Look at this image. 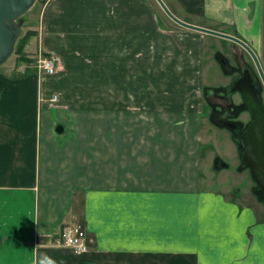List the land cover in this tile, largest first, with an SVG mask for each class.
<instances>
[{
  "label": "crops",
  "instance_id": "1",
  "mask_svg": "<svg viewBox=\"0 0 264 264\" xmlns=\"http://www.w3.org/2000/svg\"><path fill=\"white\" fill-rule=\"evenodd\" d=\"M164 2L242 39L264 71V0ZM33 30L28 58L52 56L57 72L0 65V264L44 253L56 264H264V200L204 183L223 156L205 163L204 141L223 127L204 87L252 71L246 50L157 0H43ZM218 44L235 66L227 75ZM212 57L228 82L209 85ZM75 224L83 254L57 244Z\"/></svg>",
  "mask_w": 264,
  "mask_h": 264
},
{
  "label": "water",
  "instance_id": "2",
  "mask_svg": "<svg viewBox=\"0 0 264 264\" xmlns=\"http://www.w3.org/2000/svg\"><path fill=\"white\" fill-rule=\"evenodd\" d=\"M164 11L176 22L199 31L212 33L224 38L231 39L240 44L255 58L257 65L262 73L260 63L252 48L239 37L226 33L187 23L178 18L167 6L164 0H157ZM37 0H0V65L9 60L15 51L16 44L23 32L22 17L32 9ZM255 78L251 71L246 69L244 74L236 80L234 89L239 91L246 105L254 115L253 120L249 123L244 131L247 144L240 159L242 163L252 171L254 179L264 190V105L261 103L258 93L261 89L257 88ZM61 131V130H59ZM219 167L225 168L228 164L220 161Z\"/></svg>",
  "mask_w": 264,
  "mask_h": 264
},
{
  "label": "rangeland",
  "instance_id": "3",
  "mask_svg": "<svg viewBox=\"0 0 264 264\" xmlns=\"http://www.w3.org/2000/svg\"><path fill=\"white\" fill-rule=\"evenodd\" d=\"M42 7H43V0H37L36 4L32 7V9L28 11L22 17L23 32L20 38H22L26 34V32H28L29 30H30L29 32H32V33L34 32L33 28L35 25L38 24ZM212 48H214V46H211L210 49ZM217 49H218L217 53H220L221 55L222 53L225 54V50L220 44H218ZM219 50L221 52L222 51L224 52L221 53L219 52ZM253 51L258 60L257 53L255 52V50ZM246 52L248 54L247 58L250 60V62L253 65L252 71H253V74L255 75L254 77L259 82L258 85H259V88L261 89V100L264 105V78L260 72V69L257 65L255 58L247 50ZM17 56L18 55L14 51L13 55L9 58L7 62H9L10 64H15V62L17 61ZM215 62L216 61L214 57H212L206 63L207 65L206 76H207V80L209 81L208 82L209 85L223 84V83L228 82L229 78H225L224 76H222V71L220 70L221 67L219 63L216 65ZM262 73L264 74L263 70H262ZM205 92H206V89L204 87V97H205ZM202 93H203V89H202ZM190 95L191 94H187L188 97ZM194 95L195 94H192V96ZM192 96L190 97L192 98ZM232 99L236 105L239 103L241 104L244 101V98L239 91L233 93ZM204 107H205L204 109L207 110L208 112L211 111V109H213L214 107H218V109H221V106L218 104L216 106L209 104L206 97L204 98ZM236 113L239 115H236L235 117H232L231 119V122L235 124L234 126H227V128L223 127V129H218L216 132H214V134H212L208 142L204 141L203 150H204L205 163L209 160L210 157L218 153V154L223 155L221 156L222 160L228 164L225 168L220 167L222 169L221 170L220 168L219 169L213 168V163H211L212 174L206 179L207 183L206 182L204 183L206 186L212 185L214 189L217 188V190L219 189L220 191H224V193L227 192L226 195L233 196V197H236L234 195H237L240 192L239 190H236L235 192H233L235 187L240 188L241 191L243 188H247L249 195L252 197H255L252 192V189L254 190L255 186L258 183L254 179L251 169L242 163V160L240 159V155L238 159L236 147L230 138V134L232 137L233 135L235 136L236 134L239 135V133L242 131V128L244 126L243 124L246 123V121L250 120L251 116L248 110L242 111V110H239V107L236 108ZM205 119L206 118H204V122H206L204 123V130L206 131V133L204 132V136L206 138V136L208 135L207 132H209V129L207 131V128L210 126L208 125L209 123L205 121ZM211 123L213 124V122ZM226 138H229V139L226 140ZM241 143H243L242 137H241ZM205 171L206 169L204 170V172ZM216 171L217 173H215ZM213 172L215 173V177H214ZM208 173H211V171H208Z\"/></svg>",
  "mask_w": 264,
  "mask_h": 264
},
{
  "label": "flooded vegetation",
  "instance_id": "4",
  "mask_svg": "<svg viewBox=\"0 0 264 264\" xmlns=\"http://www.w3.org/2000/svg\"><path fill=\"white\" fill-rule=\"evenodd\" d=\"M230 58L228 57V56H226V55H224V57H222V62L224 63V64H229L230 65ZM230 68H231V71L233 72L234 71V65H230L229 66ZM246 68L247 67H244V69L241 71L240 69L238 70V72L239 73H237L238 75L236 76V78L234 79V81L231 83L230 82V84H228V85H226V86H222V87H225V89H224V91H223V94L220 96V97H218V96H216V98L218 99V100H220L221 99V101L220 102H218L219 104H220V106H221V109H218V107H214L213 109H211V112H210V114H211V116H213V118L211 117V116H209L210 117V119L212 120V121H215L216 120V123L217 124H221V125H225L226 126V128H227V126H234L235 124L233 123V122H231V119H232V117H235L236 115H239V114H237L236 113V108H237V105L239 106L240 105V103L239 104H235L234 102H233V99H232V97H233V93H235V92H237V90H235L234 89V86H235V83H236V80L238 79V78H240L243 74H244V71L246 70ZM249 69V68H248ZM251 71V70H250ZM223 72H224V69H223ZM226 75V74H225ZM251 75L254 77L255 75L253 74V71H251ZM255 78V77H254ZM255 80H256V78H255ZM258 81L256 80V84H257V88H259V85H258V83H257ZM206 89V92H205V97H206V99H207V101L209 102V104H212V105H217L218 103H214L213 101H211V96H209L210 95V93H212V91H213V89L212 88H209V87H206L205 88ZM213 95V94H212ZM259 95H261V93H258V97H259ZM220 98V99H219ZM244 98V97H243ZM224 102H227V104H224ZM222 103V104H221ZM243 106L245 105L246 106V108H244L243 107V111H249L250 112V116H251V118H250V120H248V121H246V123H244L243 125V128H242V131L239 133V135L238 134H236L235 136L233 135V137H235V139H238V137H240V139H241V137H242V141L244 142L243 144H244V149H245V146H246V144H247V141H246V138H245V136H244V131H245V129H246V127L249 125V123L253 120V118H254V115H253V113L251 112V110L248 108V106L246 105V102H245V100L243 101V103H241ZM225 128V127H224ZM239 145V144H238ZM214 164H215V162H214ZM252 172V171H251ZM260 186V185H259ZM260 188H261V190H262V192L264 193V190L262 189V187L260 186Z\"/></svg>",
  "mask_w": 264,
  "mask_h": 264
},
{
  "label": "built area",
  "instance_id": "5",
  "mask_svg": "<svg viewBox=\"0 0 264 264\" xmlns=\"http://www.w3.org/2000/svg\"><path fill=\"white\" fill-rule=\"evenodd\" d=\"M32 66L40 75L55 74L57 72L56 60L43 52L37 54ZM25 71V70H24ZM57 244L71 248L75 253L83 254L89 251L87 231L80 225L63 226Z\"/></svg>",
  "mask_w": 264,
  "mask_h": 264
},
{
  "label": "trees",
  "instance_id": "6",
  "mask_svg": "<svg viewBox=\"0 0 264 264\" xmlns=\"http://www.w3.org/2000/svg\"><path fill=\"white\" fill-rule=\"evenodd\" d=\"M30 31V30H29ZM26 32V34L22 37V38H19V40H18V42H17V44H16V47H15V53L18 55L17 56V58H18V60H26L27 62H30L31 60L28 58V55H27V53L24 51V49H25V47H26V45L28 44V42H29V40H30V38L33 36V34H34V32L32 33V32ZM216 55H217V58L220 60V62H221V67L224 69V74H228L230 71H229V66L230 65H232L231 63H230V65L227 63V64H224L223 62H222V57H224V55L222 56L220 53H216ZM243 69H241V71H242ZM257 83H259V82H257ZM215 91H217V92H221V93H223V91H224V89H225V87H217V88H213ZM210 96V95H209ZM259 99H260V101H261V103L263 104V102H262V100H261V95H259ZM237 107H239V110H244L243 109V107L244 108H246V106L244 105H242V104H240L239 106L237 105ZM210 116H211V114H210ZM212 118H213V116H211ZM213 123H215V124H217L216 123V120L215 121H213ZM219 125V124H218ZM221 125V124H220ZM219 125V126H220ZM222 127H226L225 125H221ZM236 141H237V143L239 144V148H240V153H242V151H243V149H244V142L243 143H241V139H240V137H238V139H236ZM220 161H223L222 160V157L221 156H216V158H215V168L216 169H219L220 167H219V162ZM222 168V167H221ZM220 168V169H221ZM252 192H253V194H254V196L258 199V200H264V193L262 192V190H261V188H260V186H259V184H257L256 186H255V188H254V190L252 189Z\"/></svg>",
  "mask_w": 264,
  "mask_h": 264
},
{
  "label": "clouds",
  "instance_id": "7",
  "mask_svg": "<svg viewBox=\"0 0 264 264\" xmlns=\"http://www.w3.org/2000/svg\"><path fill=\"white\" fill-rule=\"evenodd\" d=\"M36 264H56V261L52 257L48 256L46 253H44L41 254Z\"/></svg>",
  "mask_w": 264,
  "mask_h": 264
}]
</instances>
